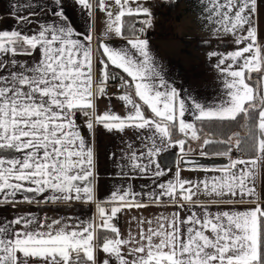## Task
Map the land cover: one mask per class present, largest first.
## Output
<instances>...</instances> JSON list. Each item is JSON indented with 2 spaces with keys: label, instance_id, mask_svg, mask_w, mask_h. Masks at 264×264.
Returning a JSON list of instances; mask_svg holds the SVG:
<instances>
[{
  "label": "snow or ice",
  "instance_id": "obj_1",
  "mask_svg": "<svg viewBox=\"0 0 264 264\" xmlns=\"http://www.w3.org/2000/svg\"><path fill=\"white\" fill-rule=\"evenodd\" d=\"M73 3L87 10L90 21L94 18L93 0ZM51 5L48 11L39 5L51 22L36 24L31 18L36 5L17 4L15 11L30 13L18 16L17 23L36 27L0 30V204L81 202L94 204L95 214L87 220L49 221L31 213L0 218V264H264V204L255 190L264 165V43L257 23L264 0H197L215 31L231 34L237 47L208 53L218 58L222 89L210 103L191 100L193 122L185 120L186 100L168 84L142 38L152 25L150 8L138 0H96L106 21L94 47L90 24L86 32L77 31L62 0ZM112 37L126 44L113 46ZM19 56L30 60L21 62ZM109 82L127 108L123 115L111 108L98 112V98H112ZM217 121L237 122L242 131L217 140L212 131H203L205 123ZM98 126L110 133H137L141 147L128 144L129 151L122 153L127 163L117 161L121 175L127 176L125 167L139 176L165 175L155 158L179 147L185 163L194 151L189 139L199 142L202 156L209 155L206 147L223 145L214 154L229 163L214 170L219 175L195 181L182 178L177 168L173 179L152 190L136 192L129 184L101 200L92 142ZM109 158L116 159V153ZM149 204L174 211L151 219L132 217L139 232L122 235L114 223L118 214ZM239 204L250 207L239 210ZM211 206L218 210L210 211Z\"/></svg>",
  "mask_w": 264,
  "mask_h": 264
},
{
  "label": "crops",
  "instance_id": "obj_2",
  "mask_svg": "<svg viewBox=\"0 0 264 264\" xmlns=\"http://www.w3.org/2000/svg\"><path fill=\"white\" fill-rule=\"evenodd\" d=\"M94 3V18L90 21L87 10H82L80 6L73 3V0H62L66 14L74 22L77 31L86 32L89 24L93 28V46L97 43V38H103L102 33L105 28L106 15L95 7ZM112 3V0H107ZM143 6L151 9L153 13L152 28L153 31L148 36H142L149 41V48L154 57L155 63L162 69V74L170 86L175 87L181 94V97L186 100L188 111L185 114V120L189 122L194 121L195 109L191 107V100L195 98L198 102H212L221 92L222 77L215 68L218 62L217 57H210L208 55L211 51L219 53H227L234 50L237 45L234 43V37L231 34H224L215 31V25L206 20L207 13L199 11L197 0H138ZM32 3L36 5L34 11L36 15L31 18L40 22H51L47 16L42 14L39 5H44L43 11H48L51 7V0H0V30L17 29L20 27L35 28L33 25H19L17 23L18 16L30 15L29 12L21 9L15 11L13 6L20 4L24 5ZM133 7L136 5L133 4ZM116 10L115 8L113 9ZM144 19L143 16L137 17ZM258 27L260 40L264 43V5L261 6V11L258 17ZM155 27L157 29L155 30ZM110 43L113 46H124L126 41L112 37ZM38 58V54L31 59ZM21 62L30 60L27 56L17 57ZM99 60V54H97ZM111 70V69H110ZM97 73H99V66H97ZM111 96V100L106 97L98 98L97 109L102 113L108 108H111L117 114H125L127 111L123 102L116 98V95ZM79 116V114H78ZM77 122L81 125V129L86 137L89 136L87 129L84 127V118L79 116ZM200 127V122H196ZM215 126L213 123H205L203 131H212L214 134ZM136 131L128 129L124 133L108 132L102 127H96L93 143L97 154L96 173L98 175L97 195L101 200H106L111 191L117 187L127 188L129 184L132 185L136 192H146L155 188L156 184L167 182L174 178L177 168L181 170V176L189 180H202L205 177L219 175L220 173L214 171L219 167H190L182 166L179 163L181 156L179 147H170L163 151L155 159L160 164L161 168L165 170V175L161 177L139 176L138 173L132 172L130 168L125 167L124 172L127 176L121 175V170L117 167V161L123 159L125 163L126 157L122 153L129 151L127 145L132 144L134 149L141 147L140 141L136 139ZM177 136H180L177 133ZM180 138H183L180 136ZM189 145L194 149L189 154H200V144L197 141L189 139ZM207 151V150H206ZM216 149L208 152L211 156L215 155ZM111 153H116V159H110ZM237 158V155H233ZM196 168V170H191ZM201 169H209L203 171ZM255 190L260 195V201L264 204V165L259 169L258 175L255 179ZM29 196L33 194L28 193ZM42 199L41 197H36ZM19 199V197H18ZM142 202L148 203L146 197L140 198ZM201 199H207L201 197ZM250 205L239 204L237 209L243 210ZM210 211H217L216 206H211ZM174 211L172 207H161L149 204L147 208L132 209L131 211H124L118 214L114 221L119 227L121 234L127 236L131 230L133 234L139 232L136 221L141 217L151 219L161 213H168ZM31 213L39 219L45 216L49 217V221L60 217H73L74 219L87 220L95 214L94 204H85L81 202H73L70 206L60 204H17L15 208L11 205L0 204V218L12 219L16 214ZM185 213H181L184 216ZM145 228L147 225L145 224ZM138 238V237H137ZM126 251V250H125ZM99 258H105V254L99 253Z\"/></svg>",
  "mask_w": 264,
  "mask_h": 264
},
{
  "label": "water",
  "instance_id": "obj_3",
  "mask_svg": "<svg viewBox=\"0 0 264 264\" xmlns=\"http://www.w3.org/2000/svg\"><path fill=\"white\" fill-rule=\"evenodd\" d=\"M179 163L182 166L190 167H219L226 166L229 163V160L224 156H202L200 154H188L186 162L181 163L179 158Z\"/></svg>",
  "mask_w": 264,
  "mask_h": 264
},
{
  "label": "trees",
  "instance_id": "obj_4",
  "mask_svg": "<svg viewBox=\"0 0 264 264\" xmlns=\"http://www.w3.org/2000/svg\"><path fill=\"white\" fill-rule=\"evenodd\" d=\"M136 19L140 20L138 18H136ZM138 25H137V27H138ZM96 44H95V46H96ZM253 79H256V77L254 76ZM213 125L215 126L214 132H215L217 140L225 139L227 137V135H230L234 131H242L238 127L237 122H219V121H217V122H214ZM211 148L216 149L217 151H223L224 150V146L221 144H218V143H214L213 145L206 147L205 150L210 152Z\"/></svg>",
  "mask_w": 264,
  "mask_h": 264
},
{
  "label": "built area",
  "instance_id": "obj_5",
  "mask_svg": "<svg viewBox=\"0 0 264 264\" xmlns=\"http://www.w3.org/2000/svg\"><path fill=\"white\" fill-rule=\"evenodd\" d=\"M143 25L139 24L138 27H142ZM153 29L151 27H148L146 28V31L144 32L143 36H148L152 33ZM127 78V77H126ZM107 93L108 95H114V93H117V89H115L113 86H112V83L109 82V86H108V89H107ZM79 118V116H78ZM232 156L233 155H237L239 156L240 153L236 152L235 150L233 151V153L231 154Z\"/></svg>",
  "mask_w": 264,
  "mask_h": 264
},
{
  "label": "rangeland",
  "instance_id": "obj_6",
  "mask_svg": "<svg viewBox=\"0 0 264 264\" xmlns=\"http://www.w3.org/2000/svg\"><path fill=\"white\" fill-rule=\"evenodd\" d=\"M151 28H152V25H151ZM153 29V28H152ZM157 29V27H155V30ZM97 66H99V63H98V60H97Z\"/></svg>",
  "mask_w": 264,
  "mask_h": 264
}]
</instances>
